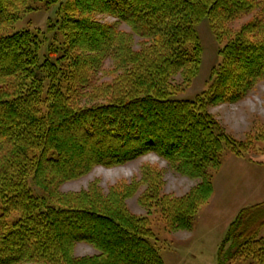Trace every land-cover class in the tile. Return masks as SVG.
<instances>
[{
  "label": "trees",
  "instance_id": "1",
  "mask_svg": "<svg viewBox=\"0 0 264 264\" xmlns=\"http://www.w3.org/2000/svg\"><path fill=\"white\" fill-rule=\"evenodd\" d=\"M32 1L60 0H0V264H164L147 221L125 203L146 172L107 194L96 183L79 192L59 188L96 166L154 153L200 182L181 197L159 198L150 185L141 204L155 201L168 228L189 229L211 195L223 150L243 157L248 147L217 133L208 107L236 102L264 80V0H66L48 24L63 41L55 35L41 60L37 35L10 29ZM254 11L232 33L228 23ZM204 18L225 42L222 60L207 90L175 99L173 78L188 84L199 64L195 26ZM134 35L141 38L137 49ZM106 59L118 74L92 91V104L81 105L79 96ZM263 226L264 202L241 208L227 227L219 264H264ZM77 243L97 253L75 256Z\"/></svg>",
  "mask_w": 264,
  "mask_h": 264
},
{
  "label": "rangeland",
  "instance_id": "2",
  "mask_svg": "<svg viewBox=\"0 0 264 264\" xmlns=\"http://www.w3.org/2000/svg\"><path fill=\"white\" fill-rule=\"evenodd\" d=\"M65 1L60 0L59 4L64 7ZM59 4L47 5L45 2L32 1L30 10L21 13L19 19L10 26L11 31L27 29L37 35L40 60L47 55L53 41L55 43V35L60 42L63 41L59 32L54 34L48 28V24L59 17ZM62 10L63 8L60 12ZM256 14L254 11L230 21L228 27L232 33H237ZM94 18L105 23L116 21L103 14H96ZM119 28L130 32L124 23H119ZM195 29L199 37V64L188 84L183 85L179 75L173 78V83L179 89L173 95L175 99L193 100L196 95L207 90L212 83V71L222 60L218 51L225 42L216 40L209 21L202 19ZM133 39V48L137 49L141 38L134 35ZM113 70L112 60L106 59L101 69L91 77L93 84L79 96L81 105H90L97 99L91 98L92 91L101 84L111 83L118 74ZM208 112L218 123L217 133L224 132L235 142H248L249 145L245 146L243 157L235 156L228 148L223 150L219 168L211 172V195L192 217L189 229L168 228L155 201L141 204L140 196L150 189V185L158 188L159 198L163 195L181 197L200 182V179L175 172L165 160L154 153L116 167L96 166L87 174L63 183L59 191L79 192L86 190L91 183H96V187L107 194L110 187L124 182H137L146 172L147 180L139 185L125 203L132 215L147 221L146 226L153 238L151 242L159 251L163 263L219 264L218 251L230 222L241 208L264 202V141L261 139L264 135V80L258 81L238 101L208 107ZM32 189L37 195H42L37 187L33 186ZM46 202L50 203L48 199ZM260 235L264 237V226L260 229ZM96 253L97 250L86 243H77L73 251L75 256ZM229 264H249V261H231Z\"/></svg>",
  "mask_w": 264,
  "mask_h": 264
}]
</instances>
